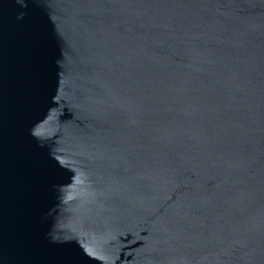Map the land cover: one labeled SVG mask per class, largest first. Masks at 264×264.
Listing matches in <instances>:
<instances>
[{
    "label": "water",
    "instance_id": "water-1",
    "mask_svg": "<svg viewBox=\"0 0 264 264\" xmlns=\"http://www.w3.org/2000/svg\"><path fill=\"white\" fill-rule=\"evenodd\" d=\"M0 264H264V0H0Z\"/></svg>",
    "mask_w": 264,
    "mask_h": 264
}]
</instances>
